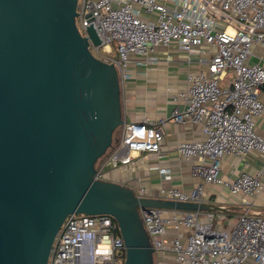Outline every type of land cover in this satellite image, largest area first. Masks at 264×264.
<instances>
[{"label": "built area", "instance_id": "1", "mask_svg": "<svg viewBox=\"0 0 264 264\" xmlns=\"http://www.w3.org/2000/svg\"><path fill=\"white\" fill-rule=\"evenodd\" d=\"M77 13L80 33L88 37L92 26L101 40L100 46L89 40L90 51L116 66L122 90L133 66L173 59L153 54L158 48L174 44L187 63L206 67L189 76L186 92L179 95L184 106L172 112L174 123L202 127L204 141L177 146L181 158L192 164L197 184L189 193L161 189L157 199L215 204L205 187L223 186L240 199L243 210L225 229L222 213L140 209L155 264H264V213L248 200L264 189V170L243 171L234 180L220 177L225 156L264 154V137L255 126L264 113V62L251 63L255 49L264 48V0H78ZM165 124V119L125 122L96 178L108 181L110 170L134 169L135 155L160 153ZM162 173L170 178L169 171ZM134 191L147 197L143 187ZM125 259L126 247L112 216L73 214L55 239L49 264H124Z\"/></svg>", "mask_w": 264, "mask_h": 264}, {"label": "water", "instance_id": "2", "mask_svg": "<svg viewBox=\"0 0 264 264\" xmlns=\"http://www.w3.org/2000/svg\"><path fill=\"white\" fill-rule=\"evenodd\" d=\"M78 0H0V264H49L68 216L109 215L124 264H155L140 209L229 213L210 203L138 197L96 178L125 124L114 64L76 24Z\"/></svg>", "mask_w": 264, "mask_h": 264}, {"label": "crops", "instance_id": "3", "mask_svg": "<svg viewBox=\"0 0 264 264\" xmlns=\"http://www.w3.org/2000/svg\"><path fill=\"white\" fill-rule=\"evenodd\" d=\"M153 54L164 57L170 55L173 59L162 61L156 66H133L134 74L123 89L122 104L125 122L166 120L161 152L135 155L134 169L110 170L105 173V178L133 190L143 187L146 189L147 197L156 199L161 189L176 188L189 193L197 184V180L191 174L192 164L181 158L177 146L181 142L204 141L202 127L189 123L176 124L172 121V112L177 106L180 108L184 106L179 95L186 92L189 76L205 70L206 67L197 62L187 63L182 59L184 52L179 51L174 44L169 48H158ZM263 62L264 48L257 47L251 63ZM175 97L179 98L176 100ZM260 97L264 101V88ZM255 126L256 132L264 137V113L256 118ZM163 170L169 171L170 178L163 177ZM262 170L264 154L252 151L244 157L227 155L221 159L220 177L234 180L243 171L256 174ZM205 193L212 201H216V205L232 210L229 213H222L225 216L224 228L229 229L230 224L235 223L237 214L243 210L240 199L230 195L223 186L206 185ZM248 200L255 209L264 213V189L259 195L248 197ZM168 258L171 260L172 256L169 255Z\"/></svg>", "mask_w": 264, "mask_h": 264}, {"label": "rangeland", "instance_id": "4", "mask_svg": "<svg viewBox=\"0 0 264 264\" xmlns=\"http://www.w3.org/2000/svg\"><path fill=\"white\" fill-rule=\"evenodd\" d=\"M136 70V69H135ZM124 89V88H123ZM122 102H123V90H122ZM121 129L122 128H120L118 131H117V133H116V138L119 140V138H120V136H121ZM111 150V149H110ZM108 153H109V151H108ZM107 153V154H108ZM101 164V163H100ZM238 215V214H237ZM216 222H218V221H216ZM224 221H222V223H223ZM247 264H254L253 262H248Z\"/></svg>", "mask_w": 264, "mask_h": 264}, {"label": "trees", "instance_id": "5", "mask_svg": "<svg viewBox=\"0 0 264 264\" xmlns=\"http://www.w3.org/2000/svg\"><path fill=\"white\" fill-rule=\"evenodd\" d=\"M120 139V138H119ZM107 156V155H106ZM106 156H104L99 162H98V165L97 167L100 165L101 162H103V160L106 158Z\"/></svg>", "mask_w": 264, "mask_h": 264}, {"label": "bare ground", "instance_id": "6", "mask_svg": "<svg viewBox=\"0 0 264 264\" xmlns=\"http://www.w3.org/2000/svg\"><path fill=\"white\" fill-rule=\"evenodd\" d=\"M119 141V140H118Z\"/></svg>", "mask_w": 264, "mask_h": 264}]
</instances>
